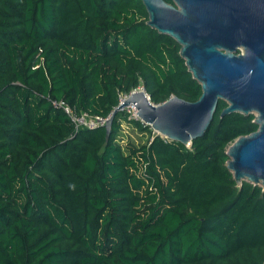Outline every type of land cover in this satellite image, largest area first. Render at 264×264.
I'll use <instances>...</instances> for the list:
<instances>
[{
    "label": "trees",
    "instance_id": "trees-1",
    "mask_svg": "<svg viewBox=\"0 0 264 264\" xmlns=\"http://www.w3.org/2000/svg\"><path fill=\"white\" fill-rule=\"evenodd\" d=\"M147 20L142 0H0V264L264 262V188L226 165L253 113L221 117L219 99L187 146L138 121L148 139L122 138V111L108 136L76 131L50 103L106 116L138 85L152 103L198 99Z\"/></svg>",
    "mask_w": 264,
    "mask_h": 264
},
{
    "label": "water",
    "instance_id": "water-1",
    "mask_svg": "<svg viewBox=\"0 0 264 264\" xmlns=\"http://www.w3.org/2000/svg\"><path fill=\"white\" fill-rule=\"evenodd\" d=\"M146 24L174 38L188 71L201 85L195 101L173 95L152 103L133 91L112 111L113 117L134 103L137 115L159 135L189 145L208 129L218 100L227 103L220 116L253 113L257 129L227 147V168L242 180L264 188V0H142ZM241 50L240 53H236ZM264 264V262L262 263Z\"/></svg>",
    "mask_w": 264,
    "mask_h": 264
},
{
    "label": "built area",
    "instance_id": "built-area-1",
    "mask_svg": "<svg viewBox=\"0 0 264 264\" xmlns=\"http://www.w3.org/2000/svg\"><path fill=\"white\" fill-rule=\"evenodd\" d=\"M136 90L144 91V89L141 85L137 86V88L132 89L128 93H124V92L119 91L117 93L118 104L124 102L127 99V97L133 91H136ZM146 95L149 97V95L147 93H146ZM50 103H51L53 108L60 110L61 112H63L65 114L66 118L69 120L73 129L76 131L80 130V129H95V128H99V127H104L108 118L112 115V111L118 105L117 104L113 108V110L110 111L106 116H100V115H96V114H90L89 112L84 111V110H79L76 107L70 105L64 98H52L50 100ZM120 111L124 112V115H125L124 119L120 120L121 126L123 127V129L127 128V126H128L127 124H133V121H138L142 125L150 126L149 124L145 123L144 121H142L139 118V116L137 115V110L135 108L134 103H129V104L123 106L120 109ZM122 123H125V125H123ZM150 128L152 130V137L155 135H159L151 126H150ZM159 136L163 137L164 139H168L165 136H162V135H159Z\"/></svg>",
    "mask_w": 264,
    "mask_h": 264
},
{
    "label": "rangeland",
    "instance_id": "rangeland-1",
    "mask_svg": "<svg viewBox=\"0 0 264 264\" xmlns=\"http://www.w3.org/2000/svg\"><path fill=\"white\" fill-rule=\"evenodd\" d=\"M241 50H237L236 53H240ZM140 86V85H138ZM140 88V87H139ZM150 97V96H149ZM121 116V114H120ZM121 119L123 120L124 118L121 116ZM126 123V122H125ZM125 123H122L123 125H125ZM127 128L123 129V127L121 126V129H120V133L122 134V138H132V139H136L138 140L139 142H143L145 140L148 139V135L147 133H139V131H137L135 129V125L134 124H127ZM138 134V135H137ZM139 135H141V137H139Z\"/></svg>",
    "mask_w": 264,
    "mask_h": 264
},
{
    "label": "clouds",
    "instance_id": "clouds-1",
    "mask_svg": "<svg viewBox=\"0 0 264 264\" xmlns=\"http://www.w3.org/2000/svg\"><path fill=\"white\" fill-rule=\"evenodd\" d=\"M70 187H74V185H69Z\"/></svg>",
    "mask_w": 264,
    "mask_h": 264
}]
</instances>
